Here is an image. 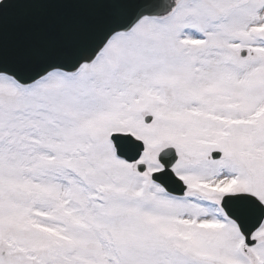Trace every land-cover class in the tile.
Returning <instances> with one entry per match:
<instances>
[{"label":"snow or ice","instance_id":"1","mask_svg":"<svg viewBox=\"0 0 264 264\" xmlns=\"http://www.w3.org/2000/svg\"><path fill=\"white\" fill-rule=\"evenodd\" d=\"M0 264H264V0H0Z\"/></svg>","mask_w":264,"mask_h":264}]
</instances>
